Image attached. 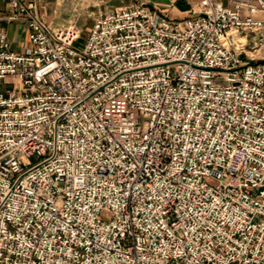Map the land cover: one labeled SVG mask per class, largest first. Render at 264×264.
Returning a JSON list of instances; mask_svg holds the SVG:
<instances>
[{"label": "built area", "instance_id": "obj_1", "mask_svg": "<svg viewBox=\"0 0 264 264\" xmlns=\"http://www.w3.org/2000/svg\"><path fill=\"white\" fill-rule=\"evenodd\" d=\"M2 1L0 264H264V0L98 9L82 46Z\"/></svg>", "mask_w": 264, "mask_h": 264}, {"label": "crops", "instance_id": "obj_2", "mask_svg": "<svg viewBox=\"0 0 264 264\" xmlns=\"http://www.w3.org/2000/svg\"><path fill=\"white\" fill-rule=\"evenodd\" d=\"M23 4H27L32 0H19ZM36 2L38 13L40 16L44 17L45 12L43 10H46V7L52 4H59L62 3L64 0H34ZM75 1L77 3H80L81 6L83 5H89V3H92L93 0H72V2ZM200 0H106L102 1L101 8L104 9L107 7H114V8H120V7H127L137 4H143L145 6H148L152 10L156 11L159 14L167 16L169 20H183L186 18H192L195 15H193V11H195L198 2ZM8 7L5 2L0 0V16L5 17L8 15ZM47 20V19H46ZM49 24L53 27H60L63 25L49 22ZM1 26L3 30L6 33L7 40L9 42V47L12 51L15 52H21L30 47L29 41H28V28L24 23H15V22H6L2 21Z\"/></svg>", "mask_w": 264, "mask_h": 264}, {"label": "rangeland", "instance_id": "obj_3", "mask_svg": "<svg viewBox=\"0 0 264 264\" xmlns=\"http://www.w3.org/2000/svg\"><path fill=\"white\" fill-rule=\"evenodd\" d=\"M222 1L225 3V0ZM102 4L98 0H93L92 3H89V5L86 4L81 6L80 3L75 1L72 2V0H64L58 5L52 4L47 6L46 10H43V12H45L46 19L49 20V22L51 21L63 26L75 23L81 29L80 39L76 43V46H82L85 43L92 27V15L101 8ZM20 87L21 83L19 81H14V89L18 90ZM8 88L9 86L0 83V91L5 92ZM30 161L31 164L35 163V160L33 159ZM108 218V214H102L103 220H107Z\"/></svg>", "mask_w": 264, "mask_h": 264}]
</instances>
